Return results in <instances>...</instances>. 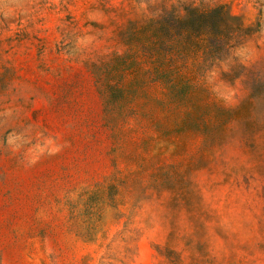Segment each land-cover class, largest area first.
I'll return each mask as SVG.
<instances>
[{"label": "rangeland", "instance_id": "1", "mask_svg": "<svg viewBox=\"0 0 264 264\" xmlns=\"http://www.w3.org/2000/svg\"><path fill=\"white\" fill-rule=\"evenodd\" d=\"M0 264H264V0H0Z\"/></svg>", "mask_w": 264, "mask_h": 264}, {"label": "trees", "instance_id": "2", "mask_svg": "<svg viewBox=\"0 0 264 264\" xmlns=\"http://www.w3.org/2000/svg\"><path fill=\"white\" fill-rule=\"evenodd\" d=\"M174 17L172 23L162 17L155 21L151 29L152 41L146 43L148 54L160 57L170 47L180 52H200L219 58L220 53L227 51L239 37L248 34L241 23L236 26L229 23L235 17L222 6L208 11L187 8L185 15L175 14Z\"/></svg>", "mask_w": 264, "mask_h": 264}]
</instances>
